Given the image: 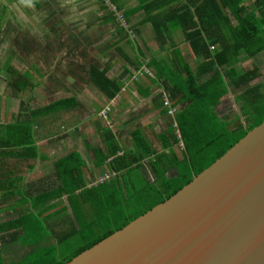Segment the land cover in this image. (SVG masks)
Instances as JSON below:
<instances>
[{"label":"trees","instance_id":"trees-1","mask_svg":"<svg viewBox=\"0 0 264 264\" xmlns=\"http://www.w3.org/2000/svg\"><path fill=\"white\" fill-rule=\"evenodd\" d=\"M31 1L38 8L41 6L38 0ZM100 1L106 10L103 21L114 22L120 31H127L109 4ZM142 2L159 40L182 30L194 55L202 59L195 70L184 63L182 68L173 65L165 71L153 63L158 69V77L163 78L165 94L172 105L189 103L176 111V125L161 135V149L147 146L141 132L135 130L131 132L134 146L124 150L113 131L105 128L103 146L89 148L94 155L95 167H106L108 172L115 174L107 181L89 186L84 170L86 164L78 151L57 160L55 167L60 184L55 192L43 193L42 203L66 195L74 215L72 232L66 237H56V244L34 249L14 263L6 262L0 245V264H64L175 194L264 121V83H252L260 77V67L256 63L243 71L237 67L241 55L254 59L264 52V0ZM110 3L121 10L129 25L130 12L118 0H110ZM4 66L14 92L35 87L29 72L20 73L10 61L0 64V69ZM90 76L92 83L110 99L122 89L120 81L108 77L106 68L101 70L91 65ZM231 91L239 105V114L227 120L219 116L217 107ZM161 98L164 106V96ZM68 105L77 108L73 96L30 110L19 126L32 137L31 118L34 115L67 109ZM98 127L100 130L101 126ZM30 136L24 140L25 144L33 142ZM40 220L46 231L47 220ZM27 224L26 216L12 223L22 230L23 246L51 236L50 233L35 235ZM74 236L81 237L83 243L61 256V244Z\"/></svg>","mask_w":264,"mask_h":264},{"label":"crops","instance_id":"crops-1","mask_svg":"<svg viewBox=\"0 0 264 264\" xmlns=\"http://www.w3.org/2000/svg\"><path fill=\"white\" fill-rule=\"evenodd\" d=\"M98 1L102 14L100 17L101 27H109L110 24H114L117 31L116 34L111 35L112 42L101 47L97 61L88 64L87 76L77 83L78 92L91 88L97 93L96 96L94 95V99L91 95L84 98L83 107H91L93 110L91 115L81 117L84 120L77 118L75 122L73 119L74 112L80 111L79 95L72 93L77 89H71L70 95L58 96V98L56 97L57 93L52 92L47 98L49 100L41 102V99H45L42 94H32L35 91L43 92L41 89L38 90V87L42 88V86L36 79L37 76L42 77V70L39 66L32 64L28 69L21 71L11 63L20 73L29 72L35 84L34 88H27L17 93L11 89L8 83L10 75L5 66L0 69V245L3 248L6 262L21 261L34 249L43 248L48 244H56V237L60 235L66 237L73 230L74 215L66 195L42 203L43 193L55 192L60 184L55 162L78 151L85 161V177L91 186L106 175L109 177L104 181L115 175L113 172H108L106 167H95L94 155L89 148L90 146H103L105 141L103 130L105 128L113 131L119 145L124 150L134 146L131 132L135 130L141 132L147 146L161 149L163 145L161 135L176 123L175 115H169L166 107L162 104L161 97L162 95L166 96L163 78L158 77V69L153 63L156 62L158 68H165L164 70L167 71L168 66L172 68L175 65L179 69L184 63L195 70L202 62L201 58L194 55L182 30H176L169 34V37H163L161 40L157 38L152 20L148 19L147 13L142 7L143 0H118L124 9L130 12L131 33L120 31L114 22H104L103 16L106 14V10L102 7L101 1ZM7 9V3L0 5V17ZM154 13L157 12L154 11ZM152 17L155 18L154 14ZM7 23L3 18L0 19V41L2 40L0 47H5L6 50L8 45H4L3 29L8 28ZM245 56L244 54L240 56L237 67L241 68L240 64ZM91 65H95L101 70L106 68L109 78L122 83L121 91L114 98H108L92 83ZM241 70L243 71V69ZM260 81H262L261 76L252 83ZM84 86L86 88L83 90ZM54 90L50 86V91ZM27 92L30 93L28 96ZM236 93L238 92L236 91ZM72 96L77 101L76 109H72L73 106L68 105L69 109L54 110L47 114L39 113L31 118L32 137L19 126L27 118V113L30 110H37L59 98ZM230 96L234 99L235 94L233 95L232 91L228 93L223 97L222 103L225 98ZM188 103L179 104L175 108L179 110ZM107 105L111 107V110L108 118L103 119L99 114ZM217 113L224 119H231L220 114L218 109ZM93 115L97 122L98 134L94 138L98 137L97 144L91 143L86 135L78 136L75 133V125L81 121L91 124ZM98 118H101V122ZM99 125L101 126L100 130ZM24 126L26 127V125ZM87 133L90 136L91 133L89 131ZM29 136L33 142L25 144L24 140L29 139ZM180 147H182V143L179 145ZM87 150H90L92 155ZM21 216H26L27 225L33 234L39 236V234L50 233L51 236L49 235L36 244L23 246L20 240L22 238L21 228L12 226V223ZM41 218L47 220L46 231ZM63 253L65 252L61 247V256Z\"/></svg>","mask_w":264,"mask_h":264},{"label":"water","instance_id":"water-1","mask_svg":"<svg viewBox=\"0 0 264 264\" xmlns=\"http://www.w3.org/2000/svg\"><path fill=\"white\" fill-rule=\"evenodd\" d=\"M64 264H264V121L175 194Z\"/></svg>","mask_w":264,"mask_h":264},{"label":"rangeland","instance_id":"rangeland-1","mask_svg":"<svg viewBox=\"0 0 264 264\" xmlns=\"http://www.w3.org/2000/svg\"><path fill=\"white\" fill-rule=\"evenodd\" d=\"M38 1L41 4L39 8L31 0H0V5L7 3L8 7L2 15L8 22V28L2 30L4 45H8V49L0 47V64L10 60L21 71L32 64L39 66L42 77L37 76L36 79L42 86L38 90L43 92L35 91L32 94H42L45 99L40 101L45 102L52 92H56L58 98L70 95L71 89H77V83L87 76L88 64L97 61L101 47L112 42L111 35L116 34L117 30L114 24L101 27L102 14L98 0ZM242 61L241 68L238 67L240 71L252 68L254 63L259 65L264 83V52L254 59L245 56ZM50 86L55 90L50 91ZM85 88L86 86L83 90ZM78 91L79 89L72 92L78 94L80 100V111L74 112L75 122L77 118L91 115L92 108L83 107L84 98L91 95L94 99L97 94L91 88ZM29 94L26 93L27 96ZM217 109L220 114L229 118L239 114V105L232 96L225 98ZM91 118V124L85 121L76 124L75 133L78 136L84 134L91 143L97 144L98 137L94 139L98 134L96 117L93 115ZM87 152L92 155L90 150ZM82 243L81 237H71L61 244L62 251L67 254Z\"/></svg>","mask_w":264,"mask_h":264},{"label":"built area","instance_id":"built-area-1","mask_svg":"<svg viewBox=\"0 0 264 264\" xmlns=\"http://www.w3.org/2000/svg\"><path fill=\"white\" fill-rule=\"evenodd\" d=\"M105 2L108 3L110 8L114 11L115 17L121 23V25H123L125 27V29H127V31L129 33H131L132 31H131V29H129V25L127 24L125 16L121 12V10H119L115 5H112L110 3V0H105ZM164 106L166 107L167 112H168L169 115H171V116L175 115L177 109L175 108L174 105H172L171 100H170L168 95H166L164 97ZM110 110H111V107L109 105H107L100 111L99 115L102 118L106 119V118H108V114H109ZM108 177H109V175H106L105 177L98 179V181H96L95 184L98 183V182H103Z\"/></svg>","mask_w":264,"mask_h":264}]
</instances>
